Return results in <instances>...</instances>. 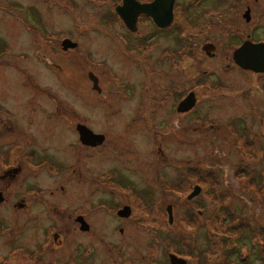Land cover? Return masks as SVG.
<instances>
[{
    "label": "flooded vegetation",
    "instance_id": "1",
    "mask_svg": "<svg viewBox=\"0 0 264 264\" xmlns=\"http://www.w3.org/2000/svg\"><path fill=\"white\" fill-rule=\"evenodd\" d=\"M134 1L148 5L154 0ZM82 3L100 9L96 21L85 16L93 25L91 32L103 37L101 51L108 53L109 60H96L93 42H76L65 29L40 41L32 37V63L41 73L21 70L25 94L20 107H0V264L139 261L123 255L126 246L135 237L165 235L177 204L175 197V205H166V189L177 187L180 180L176 177L167 186L164 167L152 172L137 168L132 154L117 153V146L140 155L152 150L165 165V138H154L156 146H152L149 127L171 121L177 126L205 103L195 134L209 140L211 147L217 145L215 157L243 159L247 152L241 149L243 141L238 148L230 145L222 121L244 140L246 134L256 132L258 140L250 137L246 144L259 154L252 157L264 156V72L244 69L234 60L243 46L264 45V0H173L171 22L165 27L152 15L124 5V0ZM46 4L75 12L81 2L47 0ZM65 40L75 46L64 45ZM47 74L52 85L43 79ZM244 86L241 97L247 105H217L226 97L224 91ZM190 94L194 106L178 113L177 107ZM69 96L78 100L77 109ZM37 99L39 116L32 110L22 116L19 110ZM86 106L100 115L99 131L88 126ZM79 126L102 139L85 144ZM144 140L148 150L139 144ZM143 159L138 157L136 164ZM238 165L236 171L252 183L253 171ZM259 200L260 196L258 202L250 199L246 205L247 213L258 217L252 227L262 219ZM242 210L240 215L248 218ZM170 254L177 256L166 252L164 264L166 260L170 264Z\"/></svg>",
    "mask_w": 264,
    "mask_h": 264
},
{
    "label": "rangeland",
    "instance_id": "2",
    "mask_svg": "<svg viewBox=\"0 0 264 264\" xmlns=\"http://www.w3.org/2000/svg\"><path fill=\"white\" fill-rule=\"evenodd\" d=\"M46 1L0 0V107L7 109L9 107H20V98L25 94L21 70L23 71L24 68H27L28 70H37L39 74L41 73L39 67L32 63L33 47L30 44L32 37L40 41L50 33L56 34L61 29H65L76 42H93L96 51L98 50L94 53L97 58L96 60H98V57L109 60L108 53L101 51L104 49L103 37L97 32L94 33L96 30L91 32L94 29L93 25L90 24V18L93 16L92 20H98L97 12L100 9H91L89 5L82 3L84 0H79L81 5L73 12L66 8L53 7L54 5L50 8L46 4ZM85 15H89L90 18ZM82 31H86L87 35L83 36ZM43 79L46 84H53V80L49 74L43 76ZM246 88L247 86L242 88L233 87L224 91L225 94L223 92V95L226 97L222 103H217V105L225 107L245 102L247 105L249 103L248 100H242L241 97V92L246 90ZM28 93L30 94V91ZM69 97L70 103H73L75 109H77L78 103L76 102L78 100L73 99L72 96ZM70 106L73 107L72 104ZM201 106L206 108L207 103ZM201 106H198L184 117L177 126L171 121L165 126L149 127V140L152 146H156V144H153L154 138L160 140L165 138L163 146L165 159L167 160V164L165 165L158 162V157L152 150H149L145 155H140L136 153V150L134 152L123 145L117 146V153L132 154L134 165L137 168L144 167L149 172H152L159 167H164L167 186L175 182L176 177L177 181L180 180L177 187L166 189V205H175V197H177V204L173 209V224L167 225L170 227H167L165 237L160 242L158 241V237L155 238L148 235L135 237L132 243L126 246L123 255L139 259L134 264H151V261L154 264H164L163 259H166V252L174 251L176 248L178 252L183 253L184 257L182 259L188 262V264H196L197 259L199 263L210 264L209 256L214 253L217 254L220 251L219 248H211L206 234L209 229L211 230L208 224L214 215L221 214L226 216L234 211L239 213V210L242 208V211L248 216L251 223L257 224L258 217L254 218L253 215H249L247 213L248 208L246 207V205L251 203L250 199L258 202L259 196L264 204V156L258 158L257 156L252 157V154H257L258 156L259 154L255 153L252 144L251 146L246 144L250 137L251 140H258L255 135L256 132L252 135L246 134L248 137L244 140V136L240 132L239 135L237 130L227 126L226 121H222L220 126L227 134L228 140L231 141L230 145L234 144L238 148L240 141H243L241 149H245L247 152L243 159L234 155L227 157L228 159L215 157L217 155L215 154L217 145L211 147L208 144L209 140L205 138L201 139L195 134V129H199L201 126L200 122L202 123L198 118L202 116L204 111V108ZM29 110H32L37 117L39 116L40 105L38 99L30 102L26 109L23 108L19 111L23 116ZM89 110L86 106L84 114L88 122L87 124L93 131H99L102 126L100 123L101 117L94 110V112H90ZM5 117L10 118L8 116ZM13 117H16L14 113ZM234 126L239 128L237 122ZM176 139L177 142L175 141ZM139 144L142 149H149L146 140L139 142ZM138 157L139 159L144 158V161L137 165L136 159ZM238 164L246 165L250 172L253 171V174L251 173L253 176L251 177L252 183L249 182V176L236 171V168L239 166ZM202 172H205V174H202ZM86 176L87 178L89 177V175ZM196 177H198V180L195 179ZM192 179L195 181L193 180L191 185L189 183ZM259 182H261L260 185H258ZM194 185H198L200 193L192 200H188L187 197L192 193ZM149 192H152V190L149 189ZM258 207L260 208L261 205L258 204ZM190 215L195 216V221H191V224H189ZM258 216L262 218L260 224L263 223L264 215L261 208ZM218 219L217 225L220 223V218L218 217ZM146 222L150 226L154 224L153 221ZM159 222L158 218L156 224L159 225ZM197 227L198 234L194 237L193 233ZM184 239H186V243L180 249L179 246ZM148 245L150 249L147 251ZM156 255L157 259H155ZM143 256H146V258L142 261L140 258ZM166 263L168 264L167 260ZM260 263L259 258H253V264Z\"/></svg>",
    "mask_w": 264,
    "mask_h": 264
},
{
    "label": "trees",
    "instance_id": "3",
    "mask_svg": "<svg viewBox=\"0 0 264 264\" xmlns=\"http://www.w3.org/2000/svg\"><path fill=\"white\" fill-rule=\"evenodd\" d=\"M262 201L260 200L259 204L264 215ZM190 217L189 224L195 221V216L190 215ZM218 217L220 223L217 225ZM242 217L245 218L234 211L226 216L216 214L210 221L208 220V226L211 228L206 232L209 243L212 249L216 247L220 250L219 253L209 256L210 264H253V258H259L260 264H264V222L257 227H252L251 221ZM197 232L198 227L194 230V237L198 234ZM164 237H159L158 241L160 242ZM184 243L186 239L182 240L180 249L185 245ZM170 252L184 257L182 252L177 251V248ZM196 264L202 263H199L197 259Z\"/></svg>",
    "mask_w": 264,
    "mask_h": 264
},
{
    "label": "water",
    "instance_id": "4",
    "mask_svg": "<svg viewBox=\"0 0 264 264\" xmlns=\"http://www.w3.org/2000/svg\"><path fill=\"white\" fill-rule=\"evenodd\" d=\"M131 5L132 9H137L139 12L152 15L156 22L162 26H168L171 22V9L173 5V0H154L151 4H137L134 0H124V5ZM160 15L161 18L158 17ZM64 45L69 44L71 47L75 46L74 43L65 40ZM246 54V56L244 55ZM235 62L244 69L252 70L254 72H264V45H246L240 48L234 54ZM94 83H96L94 81ZM96 85V84H95ZM192 94L188 96L182 103L177 107V112L182 114L189 111L195 103L192 99ZM78 132L80 134V139L85 143L89 144L92 140L100 141L102 138L94 135L90 130L84 126L78 127ZM95 144V143H94ZM200 193V188L195 187L192 193L187 197L191 200ZM125 211H122V213ZM170 264H187V262L173 254L168 256Z\"/></svg>",
    "mask_w": 264,
    "mask_h": 264
}]
</instances>
